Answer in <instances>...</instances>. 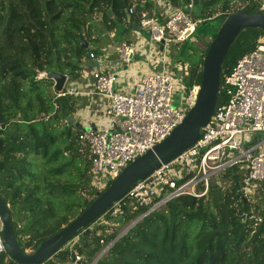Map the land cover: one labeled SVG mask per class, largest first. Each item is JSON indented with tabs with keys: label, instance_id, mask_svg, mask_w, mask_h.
I'll return each instance as SVG.
<instances>
[{
	"label": "trees",
	"instance_id": "trees-1",
	"mask_svg": "<svg viewBox=\"0 0 264 264\" xmlns=\"http://www.w3.org/2000/svg\"><path fill=\"white\" fill-rule=\"evenodd\" d=\"M172 1L185 10L194 2ZM232 1L200 0L198 14L186 10L201 21L191 39L170 51L174 49L176 61L186 66L182 77L188 87L201 84L204 56L230 14L264 13L255 0L244 6ZM129 4L130 0H0V195L9 204L14 234L24 251H34L61 231L113 181L101 190L92 184L90 149L79 141L82 131L64 119L79 108L78 96H58L54 81L38 73L55 69L79 78L83 57L88 52L101 55L100 50L81 47L82 36L92 45L101 40V28L91 21L101 23L102 32L129 31L131 24L139 23L137 15L128 19ZM196 37L210 39L203 51L195 47ZM263 37L262 28L238 34L222 65L216 107L228 99L225 77ZM236 178L232 170L212 178L207 195H180L116 239L124 225L148 209H133L126 202L118 217L97 222L98 217L77 232L71 250L63 249L42 264L75 262L66 251L81 256L82 264H264V187L258 205L263 220L253 232L241 217L248 204L241 201L240 211L234 205L240 199ZM95 222L99 231L91 227ZM0 264L19 263L4 252Z\"/></svg>",
	"mask_w": 264,
	"mask_h": 264
},
{
	"label": "built area",
	"instance_id": "built-area-1",
	"mask_svg": "<svg viewBox=\"0 0 264 264\" xmlns=\"http://www.w3.org/2000/svg\"><path fill=\"white\" fill-rule=\"evenodd\" d=\"M171 0H130L128 13L139 18L138 28L149 29L147 45L141 42L122 41L115 46L116 67L128 70L137 56L151 67L135 77L130 90H116L122 70L91 72L92 100L75 113L87 131L79 134V141L90 149L92 184L103 189L121 171L139 156L161 142L187 116L195 105L200 84L188 87L183 80L186 66L175 62L170 67V47L191 39L201 20L194 19L185 8L170 3ZM260 3L264 11V0ZM249 0H233L244 6ZM172 4V5H171ZM193 3L186 8H192ZM165 8L164 12L159 9ZM163 45L160 49L158 45ZM91 58L96 56L90 53ZM181 70L180 74L178 71ZM47 71L38 77L48 76ZM67 75V74H66ZM69 76L67 75V83ZM57 92L79 95L74 86ZM223 88L228 99L216 107L200 138L187 150L166 164H162L146 178L139 180L119 200L99 217L104 221L123 213L128 202L133 209L148 207L147 211L129 222L116 239L123 236L141 218L164 208L169 201L190 194L202 197L208 194L212 178L232 170L240 189V199L234 205L240 211L241 201L248 204L247 221L253 232L263 220L258 207L260 192L264 187V41L243 55L225 77ZM95 99L99 101L96 102ZM9 206V204H8ZM98 219V220H99ZM70 240L64 249L71 250L78 240ZM113 242L100 253H105ZM6 251L0 221V256ZM31 252V251H28ZM75 262L82 259L75 255Z\"/></svg>",
	"mask_w": 264,
	"mask_h": 264
},
{
	"label": "water",
	"instance_id": "water-1",
	"mask_svg": "<svg viewBox=\"0 0 264 264\" xmlns=\"http://www.w3.org/2000/svg\"><path fill=\"white\" fill-rule=\"evenodd\" d=\"M198 3L199 0H194V4ZM187 10L190 11V9ZM109 13L112 14L111 10H109ZM127 15L130 20V14L127 13ZM133 27L138 28V23L135 22L130 25V28ZM246 28L264 29V13L251 14L237 11L226 18L204 56L199 97L184 120L165 139L126 166L104 191L98 192L97 197L80 215L61 231L42 241L34 251H24L19 246L13 230L11 211L0 195L2 236L9 255L19 264H42L45 260L62 251L80 229L100 217L110 208L113 202L121 199L139 180L146 178L162 164L168 163L190 148L200 138L202 129L208 125L216 109L224 59L238 34ZM140 31L146 32L148 35L151 34L149 29H140ZM81 40L82 48L99 50L97 46L90 45L84 36L81 37ZM152 43L158 45L154 41ZM158 47L163 49V45H158ZM77 48L75 46V49ZM86 58L90 59L93 64L98 62L91 58L89 52L86 54ZM47 77L54 81L55 91L61 92L64 90L67 83L65 73L51 69ZM78 118L77 113L64 116L69 126H76L81 131H87L88 127L81 126ZM236 170L237 166H233L232 171L235 173ZM241 217L243 222L247 221L246 214ZM66 254H70L71 258L75 257V254L69 251H66ZM100 257L98 256L96 261ZM76 262L82 264V259Z\"/></svg>",
	"mask_w": 264,
	"mask_h": 264
},
{
	"label": "crops",
	"instance_id": "crops-1",
	"mask_svg": "<svg viewBox=\"0 0 264 264\" xmlns=\"http://www.w3.org/2000/svg\"><path fill=\"white\" fill-rule=\"evenodd\" d=\"M170 3H174L172 0L170 1ZM200 3V0H199ZM198 3V4H199ZM171 4V5H172ZM194 4V2H193ZM174 5V4H173ZM196 4L193 5V7L190 8H186L190 9L191 12H193L194 6ZM165 8L167 7H162V9H159V12H164ZM168 10V8H167ZM188 11V10H187ZM188 11V12H190ZM106 33V39H111L112 41L116 40L115 44H112L109 40V42L107 43V41H104L103 39L97 43L95 46L97 45H118L120 42L122 41H129V42H141L144 43L145 45H147L148 40L150 38L149 37H145L143 34H141L142 32L140 31L139 28H130L129 31L126 32H105ZM146 33V32H145ZM147 34V33H146ZM103 41V42H102ZM92 45V44H90ZM105 46H101L99 48L101 55H98L94 58V60H97L98 62L96 64H93L91 62L90 59H88V67L83 68L82 71V75L81 77L84 79V86L86 87V89H81L80 87H76L80 90V94L77 96H84L83 98L86 99L88 98L90 101L92 100L91 96L88 94L89 91L92 90V86H91V82H92V78H91V72H93L94 70H100L103 72H112V71H117V70H122L119 74L118 77V82L116 83V90H130L131 89V85L133 80L135 79V77L139 76L141 73H143L145 70H147L150 66L149 64H147L145 61L142 60V58L140 56H137L136 59L134 60V63H132V65L129 66L128 70H123L120 67H116L114 65L116 59H117V54L115 51V47H114V52L115 54L112 55L111 53H109L108 48H106ZM111 56V57H110ZM112 56L114 58H112ZM150 68L153 69H157L159 68L158 64H152ZM96 102H98V99H95Z\"/></svg>",
	"mask_w": 264,
	"mask_h": 264
},
{
	"label": "rangeland",
	"instance_id": "rangeland-1",
	"mask_svg": "<svg viewBox=\"0 0 264 264\" xmlns=\"http://www.w3.org/2000/svg\"><path fill=\"white\" fill-rule=\"evenodd\" d=\"M201 9H202V2L201 3H199V4H196L195 6H194V9H193V12L192 13H194V14H198L200 11H201ZM91 22H95V23H97V29L99 28L100 29V33H99V36H100V38H101V40L103 39H105L104 41H107V43L110 41L112 44H115L116 42V40H114V41H112L111 39H106V33L105 32H102V30H103V28H104V26L101 24V23H99V22H96V21H91ZM120 30L122 29V28H119ZM141 34H143L145 37H149V35L148 34H146L145 32H142ZM100 40V41H101ZM262 40L264 41V37L262 38ZM194 42V45H195V47L196 48H198L199 50H204L205 48H206V46H207V44H208V42L210 41V39L209 38H203V37H196V38H194V40H193ZM103 42V41H102ZM93 46H95V45H93ZM101 47V46H105V45H97V47ZM107 46V47H106ZM105 47L106 48H108V51H109V53H111L112 55H114L115 54V52H114V47L116 46V45H106ZM170 49H171V47H170ZM175 50L173 49L172 51H171V53H170V55H169V62H170V67H173V64L176 62V60L177 59H175L174 58V55H173V53L172 52H174ZM111 57V56H110ZM112 58H114L113 56H112ZM81 65H82V67L83 68H85V67H88L87 65H88V59L86 58V55H85V57H83V59H82V61H81ZM180 72H181V70H179L178 71V73L180 74ZM69 81H68V83L70 82L71 83V85H69L68 86V83H67V86L68 87H72V86H76V87H80L81 89H86V87L84 86V79L80 76L79 78H76V79H73V78H69L68 79ZM84 96H78V104H79V106L78 107H84L85 105H87L89 102H90V100L88 99V98H86V99H84L83 98ZM225 180V178H223V180L222 181H224ZM101 220L99 219L97 222H100ZM97 222H95L93 225H91V227L93 228V229H95V230H97V231H99V229L97 228ZM128 224L129 223H127L126 225H124L123 226V229H125L127 226H128ZM122 229V230H123ZM76 239H78V238H76Z\"/></svg>",
	"mask_w": 264,
	"mask_h": 264
}]
</instances>
